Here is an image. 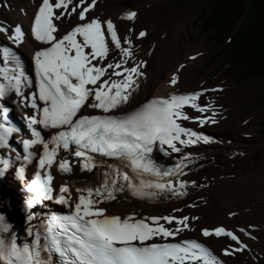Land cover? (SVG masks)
I'll list each match as a JSON object with an SVG mask.
<instances>
[{
	"label": "snow or ice",
	"instance_id": "snow-or-ice-1",
	"mask_svg": "<svg viewBox=\"0 0 264 264\" xmlns=\"http://www.w3.org/2000/svg\"><path fill=\"white\" fill-rule=\"evenodd\" d=\"M96 3L97 0H40L30 21V32L26 33L19 23L0 25V35L10 42L0 45L3 53L0 99L14 94L20 98L18 103L32 109L23 117L31 134L30 139L22 142L24 160L32 156L31 146H42L34 177L26 183L31 194L26 204L31 208L37 202L51 201L68 209L66 214L51 213L40 229L34 230L29 225V239L23 243L0 215V264H222L197 240L175 241L181 233L192 230V222L199 219L195 215L120 217L107 215L99 206L125 189L143 198L161 193L184 196L189 184L195 187V181L180 179L186 175L184 169L190 155H182L174 165L164 167L153 159V154L158 150L163 156H170L179 153L182 147L210 142L212 137L182 126V122L193 121L201 128L215 124L217 113L210 105L201 106L198 98L206 91L220 89L169 93L116 115L139 88L147 62L136 59L133 40L118 36L111 18L102 20L89 15ZM2 6L7 8L8 4ZM73 16L78 22L58 34L55 22L63 23L62 18ZM136 17L137 12L129 10L120 19L134 21ZM127 31L136 40L147 35L143 30L135 32L133 27ZM29 35L37 42L31 55L34 91L24 94L23 87L33 81L23 71L15 48L22 46ZM113 46L119 51V60L101 63ZM177 80L173 73L169 84L175 85ZM189 108L199 115H190ZM86 109L99 110L102 114H86ZM9 111L4 108L0 112V148L10 147L7 138L21 131L8 121ZM207 112L212 114L204 115ZM41 129L51 130V135L43 138ZM61 150L78 159L70 162L68 157L60 156ZM97 157L114 162L105 164ZM0 163L3 164L0 172L10 166L7 160ZM72 163H79L81 171L91 172L101 166L107 169L96 187H77L75 199L70 185L54 188L50 173L54 166L63 174L70 173ZM15 171L22 179V169ZM173 211L180 213L181 209ZM27 219L30 222L33 216ZM239 231L249 235L244 228ZM200 234L205 238L224 236L234 241L238 247L230 245L222 249L224 256L246 247L236 234L222 226L202 227Z\"/></svg>",
	"mask_w": 264,
	"mask_h": 264
},
{
	"label": "rangeland",
	"instance_id": "rangeland-1",
	"mask_svg": "<svg viewBox=\"0 0 264 264\" xmlns=\"http://www.w3.org/2000/svg\"><path fill=\"white\" fill-rule=\"evenodd\" d=\"M210 2L211 0H99L97 7L102 11L123 8L125 11H136L137 17L143 10V14L135 24H129L124 27L125 29L123 23L117 25L119 29L120 27L123 29V36L129 35L133 40L134 56L146 60L144 73L150 71L149 53L154 52L151 48L154 41L160 42L165 48L168 42H172V47L177 44L180 48L179 51L174 52L175 57H172L174 53L167 56L163 69L159 73H153L148 79V84L154 81H168L171 74L166 76L165 70L166 72L173 70L182 82L181 87L179 81L176 84V87L180 88L179 92L220 89V91H206L201 97L202 103L210 105L217 113L216 124L205 128L213 139L218 141L213 142L212 147L226 146L222 150L227 151L228 146L235 142L237 145L235 146L234 143L233 147H238V156L242 157L247 156L251 148L257 145L258 154L264 162V80L245 79L238 73V68L232 69L226 66L224 56L215 57L213 53L215 49H219L221 43L210 38L209 34H198L196 20ZM103 7L109 8L103 9ZM106 16L113 17V14ZM129 27H133L137 33L143 30L147 35L136 40L131 33H128ZM225 43L227 42L222 44ZM116 51L118 50L114 49L112 52L113 56H119V52ZM193 55L194 59H190ZM136 59L140 60L137 57ZM180 65H185V68H180ZM148 88L147 86L145 89ZM209 125L211 124L206 126ZM240 168L246 167L241 165ZM8 185L6 183L5 187ZM235 194L240 197L237 202L225 204L224 207L220 205L218 196L211 190H196L185 202L195 205L192 207L193 215L199 217L197 222L203 220L206 228L221 225L229 228L236 235L237 229L240 228H244L249 233L244 235L239 231L242 235L241 242L246 248L242 249L240 254L234 252L230 259L225 260L228 264H261L264 262V167L261 176H257L253 184L237 188ZM183 203H175L172 207H180ZM229 213L235 215L230 216ZM189 237L205 242L211 249H213L211 245H216L213 241L210 243L203 240L198 234L192 233ZM219 246L226 247L224 243ZM234 247L238 245L234 243Z\"/></svg>",
	"mask_w": 264,
	"mask_h": 264
},
{
	"label": "bare ground",
	"instance_id": "bare-ground-1",
	"mask_svg": "<svg viewBox=\"0 0 264 264\" xmlns=\"http://www.w3.org/2000/svg\"><path fill=\"white\" fill-rule=\"evenodd\" d=\"M3 3H9L8 7L5 8L2 6ZM40 3V0H0V25L8 26V25H14V24H21L23 26V29L27 30L30 26L31 18L33 17L34 9L38 6ZM109 8V7H103ZM118 8V6H116ZM20 9H23L24 12L22 13ZM90 14L95 16H102V19H108L111 18L117 28V31H123V29L120 27L118 28V23H123V28L131 25L132 23L135 24L136 21L140 18V16L143 14V10L141 14L138 15L137 19L134 21H126L120 19L122 16L121 13L125 11V9H112L107 10L104 9L103 12H98L96 5L95 7L90 10ZM127 11V10H126ZM113 14V17L106 16ZM63 19V23L60 22V29L59 33L62 34L64 31L70 29L71 26H73L76 21L73 19V17ZM132 24V25H133ZM125 29V28H124ZM179 31V28H177ZM129 36V35H127ZM4 39L5 42H8L7 39L0 35ZM122 37V36H121ZM130 37V36H129ZM176 42V40H175ZM154 44V47H153ZM151 46V48L154 49V52L151 54L149 53L150 59L148 61V69L150 71H147L145 75L140 79V85L137 91L133 94V97L128 105L122 106L121 109L131 110L132 107L135 105H138L144 101H146L150 97H157V96H166L169 93H174L175 90L180 89L181 87V81L180 77L177 75L179 81V87H176L175 85H170L169 80L168 81H159V82H152L150 85L148 84V79L153 75V73H159L164 66V61L167 58V56H171L174 52L177 50L179 51L180 48L177 44L172 47V42H168L167 47H162V44L160 42L154 41ZM36 45L26 36L25 42L22 46L16 47L15 52L18 54V57L23 58L28 63L31 62V55L33 53L34 47ZM114 46L112 47V51L108 54V59L110 61L115 62L118 61L117 59L119 56L112 55V52L114 51ZM119 52V51H116ZM148 53V52H147ZM147 55V54H146ZM145 55V56H146ZM175 53L172 55L174 56ZM139 58L140 60H144L138 56H135ZM144 58V57H143ZM146 61V60H145ZM178 65V64H177ZM176 65V66H177ZM186 65V63H185ZM184 65V66H185ZM191 65H193L191 63ZM185 68V67H184ZM167 75H172L173 70L166 72ZM186 75V74H185ZM149 87L148 89H145L146 87ZM151 89V90H150ZM32 87L31 86H24L22 89V92L24 94L31 93ZM189 91V90H184ZM20 98H16L14 94H9L6 96L5 103L14 102L18 103ZM25 113H30L32 109L25 108L23 104H21ZM202 105V104H201ZM204 106V105H203ZM190 115H199L195 112V110L188 111ZM195 125H197L195 123ZM215 128V127H214ZM218 127H216L217 129ZM221 128V127H220ZM43 138H47L50 135V132L48 130H41ZM235 142H232L230 146H228L227 151L222 150V148H226V146L217 148L216 146L208 147L205 149L199 148V144L196 145H190L187 146L185 151L189 155H198L200 159V162L196 165L197 167L195 170L191 171L186 174L183 177V180L187 181H195L196 186L193 187L191 184L188 186L190 188L186 189V195L184 196H174L172 199H159L156 202H149V201H136L131 199H123L119 198L116 201H114L112 204L108 205L106 207V214H111L113 212H117L119 214L125 215V214H140V213H167L172 209L179 208L181 209V212L179 214H184L188 216L193 215L192 207H188L190 203L185 202L196 190L202 189V190H211L214 194H216L219 198V203L221 206L224 207L225 204L228 203H235L237 202V199L240 197L235 194V190L239 187H246L255 182V178L257 176H261V172L264 167V162L261 159L260 154H258V146L254 145L251 148V151L247 154V156H238V147H233ZM237 144L235 143V146ZM217 149V150H214ZM214 150V151H213ZM241 153V152H240ZM242 155V154H241ZM240 155V156H241ZM12 164L13 168L11 172L7 175V179L9 182V188L11 189L12 195H18L20 187L23 186L27 180L30 177V173L33 169L32 164H26L21 159H18L16 157H12ZM244 165L246 168L241 169L240 166ZM20 168L22 169V176L23 178H18L16 175V169ZM80 178V181L82 183L89 182L92 179V175H78ZM200 185H206V187H199ZM6 192V191H5ZM198 192V191H197ZM199 194V193H198ZM4 198L0 197V205L3 204L5 201ZM184 202L182 206L180 207H172L173 204ZM148 208H153L154 210H149ZM168 209V210H165ZM194 209V208H193ZM202 214V213H201ZM204 227L203 220H199L198 222H192V230L186 231L182 233V235H188V234H200V229ZM234 230V229H232ZM204 238V237H202ZM205 241H208L211 243L213 241L214 245H211L213 249L215 250H221L224 249V247H220L219 245L221 243H224V246L229 247L231 245L230 242L225 240L224 238H208L205 239ZM220 243V244H218ZM218 246L220 248H218ZM222 257L224 260L230 259V256H224L222 254Z\"/></svg>",
	"mask_w": 264,
	"mask_h": 264
},
{
	"label": "trees",
	"instance_id": "trees-1",
	"mask_svg": "<svg viewBox=\"0 0 264 264\" xmlns=\"http://www.w3.org/2000/svg\"><path fill=\"white\" fill-rule=\"evenodd\" d=\"M195 25L198 34L221 43L213 53L226 66L264 80V0H211Z\"/></svg>",
	"mask_w": 264,
	"mask_h": 264
}]
</instances>
